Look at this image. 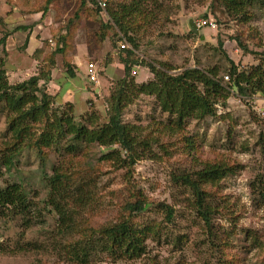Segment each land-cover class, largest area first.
Here are the masks:
<instances>
[{"label":"rangeland","instance_id":"374dc122","mask_svg":"<svg viewBox=\"0 0 264 264\" xmlns=\"http://www.w3.org/2000/svg\"><path fill=\"white\" fill-rule=\"evenodd\" d=\"M1 1L14 7L18 12L15 15H23L24 24H29L30 30L36 29L33 21L42 8L50 9L49 17L40 22L41 28L37 30V35L43 37L44 47L37 59L29 56L32 49L25 54L11 43L7 45L3 67L8 83L20 82L37 72L42 58L54 49L56 35L62 34V27L68 24L62 51L53 54L55 62L63 64L58 78L63 77L66 82L57 79L65 87L70 86L66 65L71 62L73 68L77 66L73 70L75 82L81 87L85 64L94 62L99 82L86 85L88 93L84 89L72 90L71 115L74 121L81 122L85 114L94 113L98 123L106 122L107 95L123 76L119 70V58L123 54L118 50L120 37L131 47L110 22L106 8L114 2L129 0H105V14L100 13L94 0ZM151 1L146 0L152 16L136 17L129 32L137 45L131 58L137 64L129 71L135 82L152 77L142 65L147 62L166 63L170 73L186 67L215 66L224 82L227 81L223 78L224 54L239 70L257 64L263 68L264 7L251 5L247 8L248 18L243 16L240 22L219 2L210 4L212 0H153L155 5ZM189 19L194 23L204 20L207 24L198 27L196 34L189 33ZM103 24H109L106 31L101 30ZM15 26V19L12 22L7 17L5 22L0 21V35L14 32ZM100 33H105L103 39H99ZM22 39L19 36L16 42L19 48H23ZM237 41L245 45L247 52L241 51ZM79 42L86 44L87 53L79 50L77 53ZM57 72L55 68L54 76ZM261 111L264 112V96H253L246 101L237 93L229 92L224 105H216L214 115L185 119L178 129L173 124L174 116L161 111L152 95L138 94L122 109L121 120L137 125L149 144L143 156L129 167H119L114 160L102 159L101 155L109 148L97 144L79 145L73 154H68L61 145L45 148L43 153L33 148L20 149L8 170L0 165V187L16 182L25 188L31 219L27 226L18 216H0V264H264V200L254 188L260 180L261 187L264 185ZM5 132L6 120L0 112V149L8 142ZM205 164L231 168L224 177L202 187L211 209L209 225L196 213L187 188L173 180V176L191 173ZM54 171L68 174L71 187L84 185L82 191L87 195L78 203L67 199V207L74 202L73 220L71 227L62 232L58 230L56 213L47 203L50 186L47 176ZM136 193L141 194L147 205L129 219L137 227L152 226L141 255L128 258L94 249L84 263L68 260L64 255L67 243L83 242L93 237L100 227L126 217L124 205ZM159 202L171 207L170 218L157 206Z\"/></svg>","mask_w":264,"mask_h":264},{"label":"trees","instance_id":"16d2710c","mask_svg":"<svg viewBox=\"0 0 264 264\" xmlns=\"http://www.w3.org/2000/svg\"><path fill=\"white\" fill-rule=\"evenodd\" d=\"M151 2L154 4L153 0ZM215 2H219L231 17H237L240 22H243V16L248 18L247 8L251 5L257 4L264 7V0H212L210 4ZM147 3L146 0L117 1L106 8L110 22L131 43V47L118 48L120 53H123L120 55L121 59L119 58L123 76L116 80L113 89L107 95L108 117L103 123L97 122V115L94 113L85 114L81 122L74 121L71 115L72 103L65 102L58 105L55 102V95L46 91L45 84L50 79V72L55 63L53 54L62 51L68 24L62 27V34L56 35L54 49L42 58V64H39L37 72L12 84L8 83L5 77L3 57L6 51L3 46L4 38H0V112L5 117V133L8 136L6 140L8 142H4V146L0 149L2 152L0 165L4 169L8 170L13 165L16 153L22 148H33L38 153H43L45 148L61 145L64 151L73 154L79 145L87 144L108 147V151L101 155L102 159L114 160L119 167H129L143 156L142 152L148 150L149 144V139L141 135L137 125L121 120L122 109L138 94L152 95L161 111L174 116L173 124L178 129L185 119H202L214 115L216 105H224L229 92L237 93L246 101L253 96H264V65L263 68L257 64L251 65L248 69L239 70L223 51L226 61L224 71L228 77L226 82L218 77V67L215 66L186 67L178 72L170 73L168 72L170 67L158 61L143 63L142 65L147 67L152 77L145 82H135L129 75V71L137 64L135 59H131L137 45L129 32H131L132 24H135L136 17L146 19L152 16ZM81 5L82 3L79 7ZM46 9L47 7L44 6L43 12ZM100 26L102 31H106L109 24ZM104 37L105 33H100L99 39ZM237 44L242 52H247L245 45L239 41ZM218 47H221L220 40H218ZM40 50L35 49L32 52L33 58H38ZM261 55L264 64V52H261ZM74 69L75 67L67 63L68 77L75 76ZM260 138L264 141V135L263 137L260 135ZM114 145L116 148H111ZM230 171L231 168L228 166L205 164L191 173L173 176L176 183L187 188L192 196L196 213L207 225L210 224L211 209L210 205L206 204L205 191L202 187L224 177ZM47 177L50 183L47 203L56 213L59 222L58 230L62 232L71 227L74 202L78 203L84 196L87 197L82 191L85 187L84 185L71 187L69 183L71 184L72 181H69L68 174L62 172L54 171ZM260 182L261 180L254 188L264 200V185L261 187ZM69 198L74 202L71 201L72 205L67 207L66 202ZM146 205L141 194L136 193L134 199L124 205V209L128 212L126 217L100 227L94 232L93 237L84 239L83 242L67 243L64 255H67L68 260L75 259L78 263L86 262L89 253H92L94 249L128 258L138 257L144 252V241L150 235L152 226L144 224L137 227L130 221L129 216L140 213ZM157 206L163 209L167 219L170 218L172 210L168 204L159 202ZM29 207L30 199L20 183L12 182L0 187L1 217L18 216L28 226L31 219Z\"/></svg>","mask_w":264,"mask_h":264},{"label":"crops","instance_id":"0c3cea01","mask_svg":"<svg viewBox=\"0 0 264 264\" xmlns=\"http://www.w3.org/2000/svg\"><path fill=\"white\" fill-rule=\"evenodd\" d=\"M4 4L3 1L0 2V21H3L5 22L7 20V17L10 18V20L13 22L14 19H15V27L17 28H14V32L8 34V35H0V38L3 37L4 38V42H3V46H4V50L6 51V48H7V45L9 43L13 44L14 47L18 50V51H21V52H24L25 54L27 53V50L28 49H32V52L35 50V49H41L42 48L44 49L43 45H42V36H38L37 34H39V32L37 30H39L41 28V23L40 22H44L46 16L49 17L48 15V12H50V9H46L47 10V15H46V10L43 12V8L42 10L40 11L41 13L38 14L39 12H35L34 14H38L39 17H37L33 22H35V27L36 29L32 28L31 30L29 29V24H24V16L23 15H20V14H17L15 15V13H18L14 7H12L11 5H8L6 7ZM8 13H13V15H9ZM9 15V16H8ZM22 16V17H21ZM44 16V17H42ZM42 19V20H40ZM18 21H21V22H18ZM38 21V22H37ZM21 27V28H19ZM24 27V28H22ZM24 29L26 30L25 32ZM19 36H23V39H22V47L23 48H19L17 46V41H18V38ZM32 47V48H31ZM21 49V50H20ZM76 49H77V53L80 51H82V53H87V49L84 45L83 42H79L76 44ZM79 50V51H78ZM30 52V53H32ZM7 53V52H6ZM29 53V52H28ZM31 56V54L29 55ZM31 58V57H30ZM33 59V58H31ZM35 59V58H34ZM33 59V60H34ZM71 63V62H70ZM62 64V63H61ZM58 64L57 62L54 63V66L53 68L51 69V72H50V79L46 82L45 86H46V91L49 93V94H52V95H55V101L57 103H61V102H70L73 104L72 102V99H69L70 97H72V90H80L82 91V89L85 90L86 93L87 92V88H86V85H91V84H98L99 81H97V83H90L86 80L84 74V82L82 83L81 87L78 86L80 83L77 81L75 82L76 80V73H75V76L74 77H68L67 76V79L69 80V82H71L70 86H66L65 87V84L62 83V81H59L58 79L61 78L60 80H63V82H66L63 77H59L60 76V73H62V70H63V64ZM72 64V63H71ZM121 64V63H120ZM86 65V64H85ZM108 68L110 69V66L111 65H107ZM76 67L75 66V70H76ZM35 68H36V63H35ZM55 68H58V72L57 74L54 76L53 72H54V69ZM65 69V68H64ZM36 70V69H35ZM119 70H122V64H121V67H119ZM123 71V70H122ZM36 73V72H35ZM35 73H33L32 75H34ZM17 74V73H16ZM63 75V74H62ZM61 75V76H62ZM107 76L110 75V72H107L106 74ZM29 76L31 75H28L27 77H24V79L28 78ZM57 76V77H56ZM147 76V75H146ZM145 76V78H146ZM97 77H98V74H97ZM54 78H58L57 80H55ZM98 79V78H97ZM67 80V81H68ZM97 86V85H96ZM95 91L98 90V87L96 88H93Z\"/></svg>","mask_w":264,"mask_h":264},{"label":"built area","instance_id":"2783aa9c","mask_svg":"<svg viewBox=\"0 0 264 264\" xmlns=\"http://www.w3.org/2000/svg\"><path fill=\"white\" fill-rule=\"evenodd\" d=\"M96 2V5L98 6L100 13L101 14H105L104 12V8H105V0H94ZM197 27H200L204 24H206V22L204 20H198V22H195ZM210 26H213L212 23H208ZM122 41V42H121ZM118 47L119 48H125L127 47L126 42L123 38L120 37V41H118ZM97 70H96V66L94 62H88L86 64V68H85V72H84V76L86 78V80L90 83H97ZM223 78L225 80L228 79L227 75H224ZM261 115L264 116V112L261 111Z\"/></svg>","mask_w":264,"mask_h":264},{"label":"water","instance_id":"95a60500","mask_svg":"<svg viewBox=\"0 0 264 264\" xmlns=\"http://www.w3.org/2000/svg\"><path fill=\"white\" fill-rule=\"evenodd\" d=\"M188 25H189L190 31H192L194 34H196L198 32V27L196 26V24L194 23V21H192L191 19H189L188 20Z\"/></svg>","mask_w":264,"mask_h":264}]
</instances>
